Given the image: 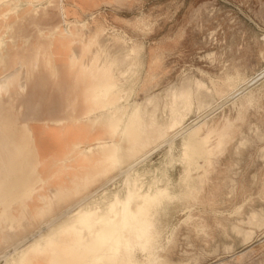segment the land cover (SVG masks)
<instances>
[{
  "label": "rangeland",
  "instance_id": "1",
  "mask_svg": "<svg viewBox=\"0 0 264 264\" xmlns=\"http://www.w3.org/2000/svg\"><path fill=\"white\" fill-rule=\"evenodd\" d=\"M118 5L126 11L114 15L113 19L122 20L124 24L120 27L107 25L108 30L100 34L101 41L105 37L102 41L105 46L99 52L116 59V71L124 74L130 61L125 56L124 43L117 38L122 36L129 45L134 42L142 46L137 74L131 81L135 85L131 100L144 102L148 95L155 93L163 97L166 90L174 85L176 91L171 89L173 93L192 86L196 101L186 125L210 119V123L222 126L227 117L232 120L231 137L221 149L216 150L198 199L181 198L182 195L189 197L188 191H182L186 185L187 166L181 160L182 137L175 141L174 160L156 169V172L168 169V180L165 179L161 185L169 184L175 196L164 199L157 214L161 250L155 262L152 263L146 253L137 249L135 255L139 264H264V0H121ZM136 5L141 8L136 10ZM11 8L9 5L0 9V21L11 22L14 14L7 17ZM17 17L12 20L16 21ZM90 17L94 18L96 14ZM80 22H87V27L94 32L104 28L96 20L94 26L88 19ZM76 48L79 53L73 54L82 56L76 66L78 68L86 53L81 46ZM96 48L98 51L100 47ZM95 50L93 47L92 53L95 54ZM152 73L157 75L153 82L148 80ZM128 77L126 74V81ZM227 78L234 81L236 90L225 88L222 94L217 95L214 87H210L214 90L210 89L211 93L209 87L206 89L204 86V89L196 85L197 79L209 85L212 80L224 85ZM131 82L126 83V88ZM23 83L26 92L28 81L23 80ZM8 95L10 90L2 80L0 187L18 178L19 184L22 183L25 174L38 165L31 153L23 150V138L26 137L23 133L25 111L20 100L23 98L15 96L11 99ZM239 97L245 99L233 104ZM199 101L205 103L201 112L196 108ZM208 103L212 106L209 104L206 108ZM158 116L163 121L161 108ZM217 141L218 137L214 136L213 143ZM169 148L168 141L154 147L142 167L159 165ZM128 162L125 158L123 166ZM118 181L115 186H118ZM23 192L17 191L19 197L16 198L20 199ZM71 202L66 201V206ZM19 203L22 202L16 204ZM3 209L0 206V213ZM61 209L64 208L59 211ZM11 242H6L2 250L11 246ZM40 242L45 244V240ZM11 244L15 245L14 242ZM0 264H5V260L0 259Z\"/></svg>",
  "mask_w": 264,
  "mask_h": 264
},
{
  "label": "crops",
  "instance_id": "2",
  "mask_svg": "<svg viewBox=\"0 0 264 264\" xmlns=\"http://www.w3.org/2000/svg\"><path fill=\"white\" fill-rule=\"evenodd\" d=\"M120 1L64 0L67 9V15L64 17L58 0L55 6L48 9H44L47 0H41L42 5L39 7L38 16L21 14L17 17L13 15L9 23L0 21V41L2 38L5 41L0 49V79L8 76L9 87L7 89L10 90L8 97L23 98L20 99L25 111L23 133L26 137L23 138V150L31 153L34 160L38 162L36 168L25 174L20 183L22 185L18 182L19 178L16 179L14 176L13 179L15 178L16 182L13 181L0 187V206L4 208L0 213V251L9 240L17 245L21 244L20 241L24 239L29 240L42 221H46L53 215L61 214L66 208V201L74 202L92 187L101 184L103 180L125 167L123 166L125 158L116 166L112 160L111 151L116 145L115 142H118L123 149L132 148L139 142L138 138L123 139L122 131L111 129L112 126L106 120L89 118L90 114L101 112L100 107H96L95 112H91L90 103L86 100L88 89L93 87L88 80H85L83 74L84 67L89 63L90 55H87V49H82L86 56L82 58L78 68L76 66L82 56H77L75 64L72 59L76 47L89 48L90 46L88 40L80 32L79 22L88 19L90 25L94 26L96 20L105 28V32L108 30V24L120 27L124 22L113 19L114 15L118 16L126 11L118 5ZM140 8L137 5L135 7L136 10ZM94 13L96 17L91 18V14ZM16 17L17 20L13 21L12 19ZM23 18L26 21H20ZM65 20L75 31L77 39L48 35V32L58 24H65ZM86 33L90 36L92 31L87 28ZM81 39L83 42H80ZM117 40L124 43L126 53L130 56L128 61L133 69L127 79L132 80V77L137 74L136 68L142 46L134 42L129 45L128 40L122 36H119ZM111 69L124 85V88L121 85L119 90V95H123L124 100H121L119 104L126 106V75L123 76L122 71L118 74L114 63ZM156 77L157 75L152 73L148 80L153 82ZM23 80L28 81L26 92ZM132 85L131 95L135 91L134 83ZM153 95L158 94H150L146 99ZM242 99L245 97H239L233 104ZM134 101L140 106L144 103ZM77 121H81V124ZM231 127L230 117L225 119L222 126L214 122L210 123V119L200 123L199 137L206 142V154L204 157L195 158L197 163L190 165L183 161L182 152L181 160L187 165L186 185L182 191L196 193L187 194L190 195L189 197L182 195L181 198L196 200L200 197L207 181L213 156L216 150L221 149L225 141L231 137L229 132ZM142 130L143 126L137 127L136 134L140 135L142 140L147 141ZM214 136L218 137L215 144L213 143ZM124 143L127 145L124 146ZM130 162L129 160L127 164ZM156 173L158 186L170 189L169 184L161 185L165 179L168 180V169ZM81 189L84 190L79 191ZM56 190H67L69 195L65 200L56 199L53 210L48 215L44 212L47 210V201L48 198L54 196ZM17 191H24L20 199L16 198L19 197ZM142 200H135L134 205L136 206ZM128 201V199H119V201L113 200L112 202L116 203L110 204L111 200H109L104 206L132 207L133 204H128ZM17 202L22 203L16 204ZM60 208L64 209L59 211ZM83 219L84 216H79V214L63 218L53 228L42 232L38 240L31 244L29 251L24 250L20 256L14 255L9 258L7 264H80L81 255L85 256L86 253L90 254V250H95L91 240L98 228L95 225L93 227L96 230H90L84 225L86 219ZM98 224V226L101 225ZM158 232L161 233L159 229ZM122 238L124 245L120 247L119 254L121 253V259L124 257L126 261L128 255L126 230L120 233V239ZM41 240H45V244H42ZM137 249L136 246L131 252L132 264L134 260L136 264L140 263L135 255Z\"/></svg>",
  "mask_w": 264,
  "mask_h": 264
},
{
  "label": "bare ground",
  "instance_id": "3",
  "mask_svg": "<svg viewBox=\"0 0 264 264\" xmlns=\"http://www.w3.org/2000/svg\"><path fill=\"white\" fill-rule=\"evenodd\" d=\"M56 2L57 0H47L44 9L55 6ZM58 2L59 8L65 17L67 15V9L64 0H58ZM9 5L12 8L7 13V17H10L12 14L32 15L36 17L39 15V7L42 4L41 0H0V9ZM79 24L81 34H83V37L87 39V42L90 44L89 48L82 47V49H87L88 52L91 51L90 54L92 55L87 53L91 58L90 60L88 59L89 63L83 69L85 80H88V82L93 85V87L87 91L86 100L90 103L91 112H95L96 107L101 108L99 114H90L89 118L93 120H106L107 123L112 126L111 129L114 131H122L121 137L123 139L138 138L139 142L134 147L126 149H123L118 142H115L116 145L111 151L112 160L116 163L115 166L121 163L124 158H127L131 162L119 170L115 175L106 178L101 184H97L83 196L71 202L61 214L53 215L50 219H47L50 222L47 220L42 221L35 233L32 234V239L29 241L25 239L20 241L21 244H27L32 240L31 243L19 248L15 243V245L12 246L11 242L10 245L12 247H5L6 249L1 250L0 259L5 260V264H7L9 258L14 255L20 256L24 250L26 252L29 251L31 248L30 246H32L31 244L38 240L42 232L53 228V226L63 218L78 214L79 216H84L83 220L86 219L84 225L90 228V230H96L93 227L95 225L98 227L95 234L92 235L93 240H91V244L94 246L95 250H90V254L86 253L85 256L81 255L80 264H132L133 260L131 261V259L133 256H131V252L135 250L136 246L139 250L148 255L152 263L155 262L157 253L161 250V236L158 232L157 225L158 208H160L164 199H170L175 196V193L171 189L158 186L156 169L174 160L175 154L173 151L175 141L178 137H182L183 161L192 165L196 163L195 158L206 154V142L199 137L200 123L191 124L190 122L186 125V119L193 111L196 101L191 89L192 86H189L190 88L182 87V89L180 87L183 85H181L179 88L182 90L178 89L180 92L173 93L176 91L174 85V87L172 86L173 88L170 87L166 90L164 97H161L159 94L149 96L140 106L135 101L131 100L133 87L131 84L127 86L126 106L124 104L120 105V101L124 100V96L119 95L122 84L121 80L114 75L111 69L113 63L115 64V68L117 67V60L110 57V55L107 58L106 56L108 55L103 56V54L101 55L99 52V50L103 49L102 41H105V37L101 41L100 34L104 33L105 28H101L99 31L95 32L92 31L89 36L86 35L88 28L87 22H80ZM64 26H66V28H64ZM74 34L75 31L69 27L67 20H65V24H58L48 32V35H54L59 38L70 37L72 39H77V36H74ZM80 42H83V40L81 39ZM4 44L5 41L2 38L0 41V49ZM95 46L100 47L98 51ZM93 47L96 49L93 51L96 52L95 54L92 53ZM75 53L76 51H74V54ZM74 54L72 59L75 64L77 57ZM100 55L105 57V59H102L103 57H100ZM125 56L128 58L130 57L127 53ZM127 57L124 58L126 59ZM132 69V65L129 63L126 71L124 74L122 73V75L124 76L127 74V76H129ZM2 80L6 82L8 88V76L6 75L0 79V87ZM195 80L196 78L193 84H195ZM131 81L132 80L127 79V83ZM188 82L189 84L192 83H190V80H188ZM188 82L186 84H188ZM197 84L198 87L203 86L204 89L206 88L204 86H207L206 89L209 87V91L211 89L210 87H214L217 95L222 94L225 88L235 89L234 81L230 78H227V82L224 84L225 86L219 84L218 81L215 80H212L211 85H209L207 82L197 79L196 85ZM122 87L124 88V85H122ZM171 89H174V91L172 92ZM198 89L200 91V88ZM216 93L213 94L215 95ZM210 103L206 104V108ZM203 105H205V103L202 104V102H198L196 108L199 112L204 109ZM160 108L163 110V115H165L163 121H160L158 116ZM204 120H207V118ZM77 122L81 124V121ZM139 126H143L142 132L143 135L146 136L147 141L142 140L141 136L136 134V128ZM165 141H168L170 144L166 158H164L159 165L142 167L143 164L146 163L150 151ZM153 142H155L154 145H151ZM117 181L118 186H115ZM141 181L143 182L141 183ZM82 190L84 189L79 191ZM190 194L193 195L192 192H190ZM68 195L69 191L67 190H56L54 196L48 198L47 210L44 212L48 213V215L51 214L50 212L53 210L55 200H65ZM119 199H128V204L132 203L133 206H128L126 208H120L118 205L111 207L104 206L109 200H111L110 204H114L116 202L112 201H119ZM137 199L143 200L138 202L135 206L134 202ZM251 217H253V214ZM98 223L101 225L98 226ZM125 230L127 231L126 246L128 252L126 261L124 257L121 259V253L119 254L120 247L124 245V239H120V233Z\"/></svg>",
  "mask_w": 264,
  "mask_h": 264
}]
</instances>
